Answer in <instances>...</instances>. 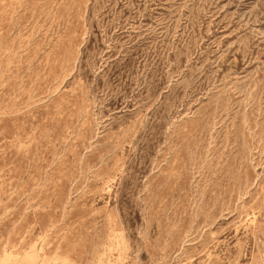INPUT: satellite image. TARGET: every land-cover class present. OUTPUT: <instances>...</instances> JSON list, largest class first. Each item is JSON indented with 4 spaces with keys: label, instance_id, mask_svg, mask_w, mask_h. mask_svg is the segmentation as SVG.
I'll return each instance as SVG.
<instances>
[{
    "label": "rangeland",
    "instance_id": "1",
    "mask_svg": "<svg viewBox=\"0 0 264 264\" xmlns=\"http://www.w3.org/2000/svg\"><path fill=\"white\" fill-rule=\"evenodd\" d=\"M0 264H264V0H0Z\"/></svg>",
    "mask_w": 264,
    "mask_h": 264
}]
</instances>
